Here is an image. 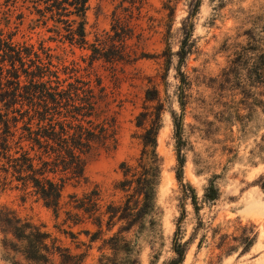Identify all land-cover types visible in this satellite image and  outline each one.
Listing matches in <instances>:
<instances>
[{
	"label": "rangeland",
	"instance_id": "obj_1",
	"mask_svg": "<svg viewBox=\"0 0 264 264\" xmlns=\"http://www.w3.org/2000/svg\"><path fill=\"white\" fill-rule=\"evenodd\" d=\"M191 2L89 0V42L113 33L115 16L126 24L120 33L128 35L123 60L99 59L90 66L88 49L59 41L51 22L30 23L23 8L14 40L53 48L66 65L79 67V74L100 76L111 91L117 139L114 147L91 154L84 182L65 186L57 213L2 174L0 264H133L135 258L137 264H164L175 256V231L182 242L188 241L181 264H264V78L255 75L263 65L264 0H200L191 19V48L178 72L175 52ZM0 3L3 17L10 0ZM17 13L12 11V20L17 21ZM147 89L157 90L154 100L145 99ZM146 111L144 126L160 113L156 150L162 165L155 224L146 217L141 227L124 231L130 250L116 251L108 238L122 222L107 228L108 206L123 199L116 188L122 179L120 164L136 165L143 131L137 116ZM171 113L181 116L182 182L195 188L196 210L188 197L183 199L175 176ZM210 184L216 193L212 200L204 195ZM79 204L89 211L77 208ZM96 216L102 219L101 228ZM251 231L256 237L246 251L245 235Z\"/></svg>",
	"mask_w": 264,
	"mask_h": 264
},
{
	"label": "trees",
	"instance_id": "obj_2",
	"mask_svg": "<svg viewBox=\"0 0 264 264\" xmlns=\"http://www.w3.org/2000/svg\"><path fill=\"white\" fill-rule=\"evenodd\" d=\"M199 5L200 0L189 4L188 14L182 23L183 37L175 52L178 72L191 48V19ZM5 6L3 17H0V177L3 174L5 181H16V187L21 190L29 188L46 207L57 213L65 186L86 180L85 167L91 154L98 148L115 146L117 138L111 91L96 73L86 71L79 74V67L66 65L62 55L55 53L53 48L15 41L14 36L25 15L23 8L31 16L30 23L45 26L51 22L52 27L49 28L59 41L88 49L89 66L99 59L110 63L123 60L128 35H122L119 30L126 24L114 15L113 33L89 42L86 31L89 0H10ZM15 10L19 15L17 21L12 20V11ZM169 54L170 57L173 55L172 52ZM260 56L263 65L255 69V75L262 80L264 50L260 51ZM251 72L248 73L251 75ZM156 93V89H147L145 99L154 100ZM171 114L176 137L175 176L183 199L188 197L196 210L198 197L195 188L189 182H182L185 159L179 145L181 116ZM148 116L147 111L137 116L136 125L143 131L136 165L120 164L122 179L116 183V188L124 193L123 199L115 207L108 206L112 211H107V228L111 230L116 221L122 222L108 238L112 250H130V241L122 233L134 226L141 227L146 217L155 224L153 217L162 165L156 150L160 113L155 112L144 126ZM215 194V188L210 184L204 195L212 200ZM76 207L89 211L82 204ZM95 218V224L101 228L102 219L99 216ZM178 234L175 231L172 239L175 256L164 264H181L184 259L188 241L182 242ZM255 237L253 231L251 235H245L244 250L251 248ZM133 264H137L136 258Z\"/></svg>",
	"mask_w": 264,
	"mask_h": 264
}]
</instances>
